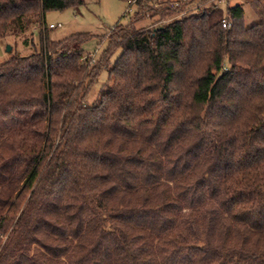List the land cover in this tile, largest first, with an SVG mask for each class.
<instances>
[{
	"label": "trees",
	"instance_id": "1",
	"mask_svg": "<svg viewBox=\"0 0 264 264\" xmlns=\"http://www.w3.org/2000/svg\"><path fill=\"white\" fill-rule=\"evenodd\" d=\"M147 1L91 67L88 33L0 65V264H264V1ZM83 5L0 0V39Z\"/></svg>",
	"mask_w": 264,
	"mask_h": 264
},
{
	"label": "rangeland",
	"instance_id": "2",
	"mask_svg": "<svg viewBox=\"0 0 264 264\" xmlns=\"http://www.w3.org/2000/svg\"><path fill=\"white\" fill-rule=\"evenodd\" d=\"M84 5L75 9H65L63 11H49L45 13L44 22L45 26L34 27L31 31L20 34L17 36H6L0 39V65L9 57L17 55L19 57H28L33 53H40L42 38L45 34L52 41L61 40L67 36L75 33H88L90 39L82 47L85 55H89L91 62L90 67L95 65V62L101 57L106 50L110 29L118 22L125 25L129 16L126 15L128 4L119 0H82ZM177 0H154L147 1V5L151 8L152 12H156L160 9H173L175 6H171ZM184 1V0H183ZM250 0H220L216 2V7L225 10L227 6L240 5L244 11V23L246 27H251L257 23V18L248 5ZM264 1V0H260ZM213 3L211 0L207 3H199L198 1L187 5L184 8V12L179 15L173 16V19L183 17L185 15L195 13L198 9H202L203 6ZM144 4V2H143ZM204 4V5H203ZM135 6L133 5L134 16ZM152 12L145 11L138 17L139 21L135 23L137 28H150L163 24L165 21H158L156 16H152ZM126 15L125 18H122ZM172 19V20H173ZM158 21V22H157ZM171 21V20H170ZM60 25V28L48 29V25ZM9 45L11 47L10 52H5V47ZM118 56L116 52L111 58L113 62ZM107 74L105 71L101 72L98 80L88 90L86 94L85 103L95 104L99 101L102 85L106 82Z\"/></svg>",
	"mask_w": 264,
	"mask_h": 264
},
{
	"label": "built area",
	"instance_id": "3",
	"mask_svg": "<svg viewBox=\"0 0 264 264\" xmlns=\"http://www.w3.org/2000/svg\"><path fill=\"white\" fill-rule=\"evenodd\" d=\"M135 1L136 0H132V1H129L127 4H128V9L126 11V15L127 16H130L132 13H133V5H135ZM171 6H175V3H171ZM125 15V16H126ZM221 26L222 28L226 29V28H229L230 27V21L226 18H224L222 21H221ZM48 29H55V28H60V25H48L47 26Z\"/></svg>",
	"mask_w": 264,
	"mask_h": 264
},
{
	"label": "water",
	"instance_id": "4",
	"mask_svg": "<svg viewBox=\"0 0 264 264\" xmlns=\"http://www.w3.org/2000/svg\"><path fill=\"white\" fill-rule=\"evenodd\" d=\"M10 50H11V47H10L9 45H7V46L5 47V52L8 53V52H10Z\"/></svg>",
	"mask_w": 264,
	"mask_h": 264
}]
</instances>
